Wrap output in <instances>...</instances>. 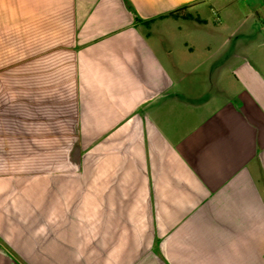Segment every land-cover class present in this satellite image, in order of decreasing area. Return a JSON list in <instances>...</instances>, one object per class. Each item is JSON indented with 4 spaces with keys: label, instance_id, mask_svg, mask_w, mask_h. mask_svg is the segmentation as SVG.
Instances as JSON below:
<instances>
[{
    "label": "crops",
    "instance_id": "0c3cea01",
    "mask_svg": "<svg viewBox=\"0 0 264 264\" xmlns=\"http://www.w3.org/2000/svg\"><path fill=\"white\" fill-rule=\"evenodd\" d=\"M0 264H264V0H0Z\"/></svg>",
    "mask_w": 264,
    "mask_h": 264
},
{
    "label": "rangeland",
    "instance_id": "374dc122",
    "mask_svg": "<svg viewBox=\"0 0 264 264\" xmlns=\"http://www.w3.org/2000/svg\"><path fill=\"white\" fill-rule=\"evenodd\" d=\"M159 34V33H158Z\"/></svg>",
    "mask_w": 264,
    "mask_h": 264
}]
</instances>
